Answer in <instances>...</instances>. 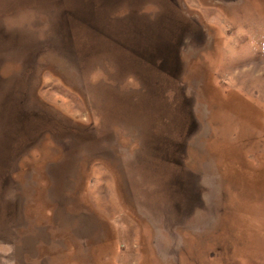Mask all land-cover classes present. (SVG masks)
I'll use <instances>...</instances> for the list:
<instances>
[{"label": "rangeland", "instance_id": "374dc122", "mask_svg": "<svg viewBox=\"0 0 264 264\" xmlns=\"http://www.w3.org/2000/svg\"><path fill=\"white\" fill-rule=\"evenodd\" d=\"M0 264H264V0H0Z\"/></svg>", "mask_w": 264, "mask_h": 264}, {"label": "flooded vegetation", "instance_id": "af4514ba", "mask_svg": "<svg viewBox=\"0 0 264 264\" xmlns=\"http://www.w3.org/2000/svg\"><path fill=\"white\" fill-rule=\"evenodd\" d=\"M140 31H143V30H140ZM148 33H146L145 32V30L143 31V32H141V33H139V32H136V34L134 35V40L132 41V43H133V45L135 44V45H137V46H140L139 45V40H148V39H151L152 37H153V40H155L154 39V36L155 35H147ZM156 35H158V34H156ZM170 34H168V39H169V36ZM151 37V38H150ZM148 38V39H147ZM153 40H151V42L152 43H150V41H149V43H148V45H149V49H148V52H147V49H146V47H145V45L143 46V47H140V48H143L141 51H139L138 50V52H137V50H135L133 47H132V51H133V53H135L136 55H138V57L139 58H143L145 61H151L150 59L152 58V54H151V51H150V48H152V49H156V48H158V47H156L155 46V42L153 41ZM168 44H169V42H168ZM166 45V44H165ZM145 50V51H144ZM139 60V59H138Z\"/></svg>", "mask_w": 264, "mask_h": 264}]
</instances>
